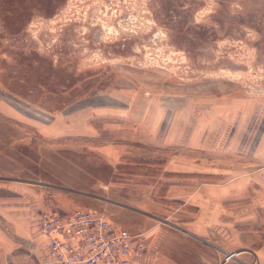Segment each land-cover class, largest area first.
<instances>
[{
  "label": "rangeland",
  "instance_id": "obj_1",
  "mask_svg": "<svg viewBox=\"0 0 264 264\" xmlns=\"http://www.w3.org/2000/svg\"><path fill=\"white\" fill-rule=\"evenodd\" d=\"M183 113L180 141H165L167 122L174 130ZM227 120L254 133L250 146L257 145L264 0H0V171L51 180L41 210L86 206L112 219L132 213L146 228L168 231L174 264H259L254 253L224 255L121 207L178 222L192 218L191 203L207 186L241 187L244 197L230 200L234 227L264 233V209H256L264 198L251 201V188L239 182L262 174L264 159L240 145L216 147L219 130L214 146L196 134ZM100 155L110 161L104 168ZM97 175L112 183L95 192L121 204L68 187Z\"/></svg>",
  "mask_w": 264,
  "mask_h": 264
},
{
  "label": "crops",
  "instance_id": "obj_2",
  "mask_svg": "<svg viewBox=\"0 0 264 264\" xmlns=\"http://www.w3.org/2000/svg\"><path fill=\"white\" fill-rule=\"evenodd\" d=\"M102 98L104 96H101ZM99 97V100H103ZM114 99V98H113ZM99 114H105L101 111ZM91 115H94L92 113ZM230 115V114H229ZM178 121L175 123V129L171 131L172 121L167 122L168 126L165 130V141H180L177 139L180 134L184 133V126L187 117L185 113L182 117H176ZM230 119V118H229ZM256 127L259 125L255 120ZM226 127H220L217 129L208 127L202 130V134L198 133L200 129H196V134L202 135L203 140H199L208 145H216L215 142H211L212 139L216 140L217 130L221 137H226V146H223L222 139L216 146L220 149L225 147V151H234L239 145L241 150L245 153L251 152L257 160L264 159V132L261 134L257 145L250 146L252 141L249 136L255 135L251 131L244 130L238 125L230 126V121H226ZM179 131V132H178ZM223 132V133H221ZM226 132V133H225ZM180 133V134H179ZM175 137V139H174ZM246 137L245 139H243ZM177 139V140H176ZM241 140V141H238ZM177 141V142H178ZM217 143V144H218ZM250 148V149H249ZM72 157V154H71ZM69 158V157H68ZM100 162H102V168L106 162L105 155L98 156ZM67 166V165H66ZM68 174L70 178L73 172V166L68 165ZM6 171H0V264H56L50 261L47 253V241L46 238L40 232V210L45 204V191L43 188L53 186L51 180L42 177H30L26 175L13 176L12 173L6 175ZM12 172V171H10ZM87 173V172H86ZM89 174V173H87ZM93 180L85 187L74 183L73 180L67 181L70 183L68 186L73 192L79 195L92 196L99 201L108 202L111 204H121L120 201L114 197L106 196L104 193L95 192L98 190V185H106L112 182L106 180L102 176H92ZM236 181H234L235 183ZM241 184L245 185L246 192H249L251 188L250 197L257 202L264 198V172L259 174L255 179H241ZM255 183L253 188L252 184ZM92 190H89V188ZM239 191H237V190ZM207 193L204 195H196L194 197V203H191L196 208L190 220L172 221L170 219L161 218L155 214L147 213V211L138 210L134 207H127L122 205L121 207L128 210L142 214V216H149L156 218L163 222L167 226L175 229H179L184 234L191 236L198 242H201L214 249L220 250L226 255L229 251L236 249L237 252L254 253L257 262L264 264V233L259 230H244L234 227V219L232 208L234 205L230 200L236 194L243 196V189L241 187L226 186L224 191L217 188L216 185L207 186ZM78 192V193H77ZM221 194H223L221 196ZM230 195V196H229ZM228 198L220 202L221 197ZM231 197V198H230ZM220 198V199H219ZM249 201L248 203H250ZM249 204H245L247 206ZM120 206V205H119ZM75 207V208H85ZM74 209V208H73ZM256 209L263 211V205L257 204ZM72 209L64 210L67 212ZM114 222L120 226L127 227L133 231H149L147 234L146 250L144 255L136 260L135 264H174L176 261L175 245L174 247L167 239H165V229H152L146 228L145 220L141 217H137L132 213H118ZM138 223H141L138 225ZM183 223V225L181 224ZM135 227V228H133ZM168 234V233H166ZM169 236V235H167ZM180 238H184L182 234L177 235ZM189 242H193L189 240ZM169 249V251L167 250Z\"/></svg>",
  "mask_w": 264,
  "mask_h": 264
},
{
  "label": "built area",
  "instance_id": "obj_3",
  "mask_svg": "<svg viewBox=\"0 0 264 264\" xmlns=\"http://www.w3.org/2000/svg\"><path fill=\"white\" fill-rule=\"evenodd\" d=\"M40 232L56 264H135L146 250L145 231L120 226L104 211L92 207L40 212Z\"/></svg>",
  "mask_w": 264,
  "mask_h": 264
}]
</instances>
